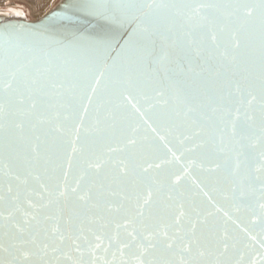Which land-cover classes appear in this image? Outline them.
Instances as JSON below:
<instances>
[{
	"label": "snow or ice",
	"instance_id": "obj_1",
	"mask_svg": "<svg viewBox=\"0 0 264 264\" xmlns=\"http://www.w3.org/2000/svg\"><path fill=\"white\" fill-rule=\"evenodd\" d=\"M61 9L0 28V264H264V0Z\"/></svg>",
	"mask_w": 264,
	"mask_h": 264
},
{
	"label": "water",
	"instance_id": "obj_2",
	"mask_svg": "<svg viewBox=\"0 0 264 264\" xmlns=\"http://www.w3.org/2000/svg\"><path fill=\"white\" fill-rule=\"evenodd\" d=\"M67 0H60L45 16L42 18L36 20V21H25L23 19H17V18H10L4 14H0V28H3V26L7 23H14V24H37L40 21H43L46 17L50 16L51 13L56 12V11H61V5L66 3ZM96 23L95 20H89L85 24L81 26V29L89 28L90 25H94ZM193 175L196 176L197 178H203L202 174L199 173L197 170H193ZM249 222V218L247 217H241V223L242 226L247 225ZM258 248V246H257Z\"/></svg>",
	"mask_w": 264,
	"mask_h": 264
},
{
	"label": "bare ground",
	"instance_id": "obj_3",
	"mask_svg": "<svg viewBox=\"0 0 264 264\" xmlns=\"http://www.w3.org/2000/svg\"><path fill=\"white\" fill-rule=\"evenodd\" d=\"M52 0H45V5L43 6V8H37L36 6L35 7H32L31 8V11L28 10V16H29V19L26 15V13H24V10L22 7H18V6H15V5H9V6H5V5H0V14H4L10 18H17V19H23L25 21H36L40 18H42L43 16H45L48 12H46L45 14H43V11L45 9V7L51 3Z\"/></svg>",
	"mask_w": 264,
	"mask_h": 264
},
{
	"label": "rangeland",
	"instance_id": "obj_4",
	"mask_svg": "<svg viewBox=\"0 0 264 264\" xmlns=\"http://www.w3.org/2000/svg\"><path fill=\"white\" fill-rule=\"evenodd\" d=\"M45 0H0V5H5V6H9V5H15L18 7H22L24 10V13H26L28 19V10L31 11L32 7H37V8H43V6L45 5ZM60 0H52L50 4H48L44 11L43 14H45L46 12H48L51 8H53Z\"/></svg>",
	"mask_w": 264,
	"mask_h": 264
}]
</instances>
